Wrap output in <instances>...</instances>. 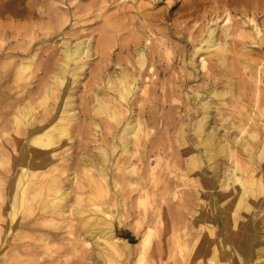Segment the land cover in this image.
<instances>
[{
	"label": "bare ground",
	"instance_id": "obj_1",
	"mask_svg": "<svg viewBox=\"0 0 264 264\" xmlns=\"http://www.w3.org/2000/svg\"><path fill=\"white\" fill-rule=\"evenodd\" d=\"M187 5L185 6L187 7ZM229 5L234 7V11L241 14H251V17L248 18L251 23L250 30L247 29L244 20H234L231 17ZM241 6L245 8L240 10ZM179 12L177 13L179 14ZM262 12H264V1L228 0L221 13H218V15L223 14L219 22L215 21L210 26L202 27L198 34L191 36L190 43L195 46L193 55L200 57L199 68L202 70L203 80L199 84L192 83L198 78V69L192 59H186L184 49H178L179 59L177 61L180 64V72L169 77L170 73L172 74L175 70L173 65L176 56L171 60L168 57V52L162 55L161 50L163 48L167 50L169 47L168 41L157 38L156 42L149 43V38L137 34L139 32L130 34L129 40L120 45V51L125 50L131 55L127 56L126 67L116 62L114 64L117 66L116 69L114 67L115 71L105 74L104 78L106 79L103 81L105 87L99 89L103 96L95 106L90 108L88 113L89 121L95 127H97V123L93 120V115L99 114L103 118L107 114L105 124L111 127L112 124L125 118V114L128 112L127 107H129L128 99L134 93V88L137 89L133 103L137 102L139 105V108H135H138L140 114L135 121H127L121 130L119 138L122 154L131 156L133 152L139 150L142 151L143 158L147 161L151 155H155L154 157L159 162L163 156H167L165 153L167 150H160V146L164 147L161 145L163 139L154 138L153 135L162 134L165 136V145L173 148L174 151L169 152V156L171 155L174 160L178 159L179 166L173 179L171 175L173 172L167 170L169 168L167 163L165 168L163 167L165 172L154 173L155 176L150 173L153 180L151 187L154 185L153 188H155L154 191L158 197L166 201L169 198L176 201V206L173 207H177V210L178 208H187L186 206L189 204L194 205V202L197 201L195 211L190 215L191 223H195L192 225L196 229L192 235L193 239L190 238L191 245L185 240H178L176 232H174L176 228L173 226L171 229L172 234H170L173 236L174 243L171 245L170 251L167 252L168 258L174 259L176 247L181 264H245L250 254H252V259L248 264H264V245L261 244L264 242V235L260 234L261 228L264 227V221L258 216V213H264V63H262L264 58H260L264 55L261 51L264 47L260 49V45L264 44V31L261 29V26L264 27V21L262 24L258 23V14ZM220 22H223L222 26H220ZM111 38V34L105 32L99 39H94L96 40L94 45L91 38L75 39L74 43L63 41L59 59L56 60V70L51 77L52 81L49 86L44 87L45 96L53 99V105L46 107L40 116H33L31 108L24 105L17 107L14 111L12 122L15 131L20 136L14 141L16 146L14 150L18 155L22 172L21 177L14 180L9 187L8 197L3 199V193L0 192V258L9 261H5V264L6 262L7 264H25L28 261L34 264H44L38 263L40 258L38 255H41L39 254L41 252L48 257L46 264H60L56 257H51L49 253L53 247V245L50 247L49 244L52 242L56 244V239L59 236L57 231L61 224L56 221L58 217L68 218V225L66 224L68 240L73 235V218L78 221L79 235H81L78 238L74 236L75 241L77 239L78 244H81V249L79 246L75 247L76 243L72 242V245L70 242L73 252H77L76 254L79 256L78 260H75L74 263L65 262L67 264H87L85 260L88 257L85 255V251L90 243L97 249V237L99 236L106 235L105 237L110 240L112 248L118 247L120 242H124V249L129 246L128 242L114 234L111 216L101 220L100 223L88 220L89 215L84 216L83 214L90 213L91 209L83 205L84 201L81 197L83 195L80 196L79 193L76 194L77 192L71 194L64 188L63 182L56 175L45 180L39 178L43 175L46 176L50 169L55 168L57 160L72 159L69 153L61 157L56 153L58 149H66L71 141L67 131L72 125L78 124V115L74 107L75 85L84 73L87 61L93 52L99 54V58H101L99 64L101 62L102 66L103 63L105 64L104 70H107L112 64H110L113 59ZM247 39H251L258 45L253 48L257 51V53L255 52L257 57L242 62L245 68V78L238 82V95H235L231 89L232 83H229L231 79L222 78L224 75L220 70L223 67L226 72L236 74L241 63L238 61L235 48L237 44L247 47ZM144 40H148L145 48L143 47ZM35 57L36 53L21 58L18 65L13 68L12 74L15 80L18 81L24 77ZM214 57L215 63L212 64L211 61ZM217 67L218 70H216ZM167 74L168 78L162 81L160 77ZM27 76L29 77V75ZM173 83L177 85V88L180 87L181 91L187 86L191 90V97L184 92L183 101L174 103V100H169L165 94L169 92L168 87ZM245 95H248L251 107L248 114L243 110L244 104L243 101L241 102V98ZM176 96L179 97L177 94ZM152 100H155L154 105L146 109L150 105L147 103L148 105L144 107V104ZM113 101H116L117 104L114 109L109 110ZM234 101L242 104L238 115L245 116V121L242 117L230 115L236 107ZM171 103L172 107L169 110L176 109L175 119L171 117L174 119L172 123L171 119L169 120L162 112L158 110L154 112L156 108L164 109L166 104ZM144 113L147 114V118L151 122H146ZM169 113L167 112V114ZM152 118L154 121L151 120ZM102 120L104 121V119ZM232 130H236L237 133L231 135ZM241 132L243 135L238 137V133ZM116 148L113 141L112 151H116ZM89 155L86 153L83 155L82 163L92 166L94 165L93 160ZM96 156L100 160V165L96 167L103 171L104 165L108 161L106 150L100 146L97 147ZM172 163L174 164L173 161ZM220 163L223 164L224 172L221 180L217 175V167ZM0 165H3L1 160ZM145 165L148 166L146 162ZM83 171L84 175H88L90 169L84 168ZM49 172L48 177L51 175ZM134 172L132 171V174ZM147 172L149 173V171H146V176L149 175ZM143 174L145 175V173ZM76 179L77 176L74 172L72 176L66 178L70 183H74ZM82 181L80 182L82 183ZM181 186H190L191 189L182 192ZM80 187L79 184L78 189ZM216 187L219 190L214 196L212 190ZM69 198H73L74 201L66 208L65 201ZM36 204L37 207H35ZM6 206L9 207V221L2 213ZM34 208L37 210L35 215H33ZM220 208L223 212L221 217L218 215ZM174 211L175 209L172 212ZM158 213L160 214V212ZM220 225L225 232L218 236L217 231ZM188 246V249L184 248ZM5 247L10 249L4 251ZM78 253L80 254L78 255ZM31 258L33 261L30 260ZM93 258L100 264H115L103 252H95ZM88 263L90 262L88 261ZM173 264H177V261Z\"/></svg>",
	"mask_w": 264,
	"mask_h": 264
},
{
	"label": "rangeland",
	"instance_id": "obj_2",
	"mask_svg": "<svg viewBox=\"0 0 264 264\" xmlns=\"http://www.w3.org/2000/svg\"><path fill=\"white\" fill-rule=\"evenodd\" d=\"M227 1L228 0H0V160L3 161V165H0V192L3 193V199L8 197L9 187L14 180H18V178L21 177L22 172V166L18 161V155L14 150L16 147L14 141L20 137L17 134V131H15L16 129L12 122L15 109L24 105L25 107L31 108L33 116H40L46 107L48 108V106L51 104L53 105L54 103L52 98L50 99L45 96L44 87L49 86L52 81L51 77L56 70V60L59 59L62 42L67 41L74 43L76 40L91 38V42L94 45L96 43L95 41L106 32L107 34H111V40L113 41V59L110 62V64H112L107 70H104L105 64L103 63V66L102 62L99 64V60L101 61L99 54L91 52L93 55L87 61L88 64L85 67L84 73L80 76L74 89V107L78 115V124L72 125V127H74H70L67 131V135L71 138V141L67 146L68 148L66 147L64 150L58 149L59 152L57 151L56 153L60 157L69 153L72 156V159L57 160L55 168L52 170L50 169V172L48 171L51 175L48 177L47 172L46 176L43 175L39 178L45 180L51 176H58L67 191L71 194L77 192L76 194L79 193L78 195H83L81 196L84 201L83 205L88 206L91 209L90 213L86 212L83 214L84 216L89 215L88 220L93 221L94 223H100L101 220L111 216L114 234L117 237L124 239L125 242H128L129 244L126 249L123 248L124 242H120L118 247L112 248L110 246V240L105 237L106 235L99 236L97 237V249L92 243L87 247L85 255H87L88 258H86L87 260H85V263L100 264L99 261L95 260L93 257L95 252H103L107 257L113 260L115 264H144V262L145 264H173L175 261H177L178 264V260L179 264H181V258L177 254L178 250L176 247V255L174 259L170 257L168 258L167 252L170 251L172 248L171 245L174 243L171 229L173 226L176 228L174 232H176L175 235L178 240H185L187 243H191L192 240L190 238H192L196 229H194L195 227L192 225L195 223H191L190 215L194 213L197 206L195 203H197V201L194 202V205L189 204L186 206L187 208H178L177 210V207H173L176 206V201L174 202L173 200H170L171 198L166 201L161 197H158L155 194V188H153L154 185L151 187L153 180L151 179L152 175H150V173H152L153 176H155L157 172L163 173L162 171H164L167 163V166H169L167 170L173 172L171 174L173 179L174 173L179 166V163L177 162L178 159L174 160L171 155L169 156V152L171 153L174 151L173 148L165 145V136L162 134H158L157 136L155 134L153 135L154 138L158 137L157 139H163L161 145H164V147L160 146L162 149L160 147L158 148H160V150H167L165 151L167 156H163V154V158L162 160H159V162L156 160V157H154L155 155H151L149 161H147L143 158L142 151L139 150V152L135 150L136 152H133L131 155L132 157L122 154V146L119 138L121 130L127 121H135L140 114L138 110L139 105L137 102L133 103L137 89L134 88V93L128 99L129 107H127L128 112L125 114V118L116 124H112L111 127L105 124V117H107V114H105L104 117L102 116L103 118H101V115L99 114L93 115V120L97 123V127H95L90 123L88 113L90 108H92L93 105L95 106L96 102L101 100L103 96L99 89L105 87V83L103 82L104 79H106L104 78L105 74L115 71L117 66L114 64L116 62H119L123 67H126L127 56L131 55L125 50H121V52L120 45L125 44L132 33L139 32L137 34L142 35L143 37H148L149 43L151 41L152 43L156 42V40H158L157 38H159V40L164 39L166 42L168 41L169 47L167 50L164 48L161 50L162 55L168 52V57L171 60L176 56L173 65L175 70H173L172 74L170 73L169 77H173L174 74H177L176 72H180V64L177 61L179 59L178 49H184V51H186V59H192L195 63V67L198 69V78L192 83L199 84L203 80V75L201 74L202 70L199 68L200 57L193 55L195 46L191 45L190 38L191 36L198 34L202 27L210 26L215 21L219 22L223 17V14L218 15V13H221L222 8ZM187 4H191V7ZM185 5H187V7ZM229 8L231 17L234 20H244L247 29L250 30L251 23L248 21V18L251 17V14L249 13L248 15L247 13V15H245L238 11H234V7L231 5H229ZM244 8V6L239 7L240 10ZM177 12H179V14ZM258 21L259 24H262V21H264V12L258 14ZM219 24L222 26L223 22H220ZM261 29L264 31V27L261 26ZM146 41L148 40L143 41L144 48L146 47V44H148ZM246 43L247 47L237 44L235 48L238 61L241 63V65L238 66L240 68L236 70V74L226 72L223 67L220 70L224 75L222 78L231 79L229 80V83H232L231 89L235 95H238V82L245 78V68L243 67L242 62L257 57V51L253 48L258 47V45L253 43L251 39H247ZM262 47H264V44L260 45V49ZM147 50H149V48H147ZM261 51L262 54H264V48H262ZM34 53H36L34 59L35 62L32 61L22 79H19L18 81L15 80L12 74L13 68L18 65L21 58L31 56ZM260 58H264V55L260 56ZM162 59L164 61L165 58L163 57ZM211 63H215V57L212 59ZM262 63H264V61H262ZM96 66L97 68H95ZM96 69L100 70L98 71ZM218 69L219 68L217 67L216 70ZM170 72H172V70H170ZM95 73L97 74L95 75ZM27 75H29V77ZM160 78L164 81L168 78V74L161 76ZM176 86L177 85L173 83L168 87L169 92L167 91L168 93H166L165 96H168L167 98H169V100H174V103H176L175 101H183V97L185 96L184 92L191 97V90L187 86L183 91H181L180 87L177 88ZM176 94L179 97H177ZM241 99V102L243 101L242 103L244 104L243 110L248 114L249 109L251 108L248 101V95L243 96ZM147 103H149L150 106L146 107V105H148ZM154 103L155 100L147 101L144 104V107L149 109ZM116 104V101H113L110 104L109 110L114 109ZM234 104L236 107L230 115L233 117H242L243 121H245V116L238 115V110L242 104L238 101H234ZM171 107L172 103L166 104V109L154 107L156 108L154 112H156V110L162 112V114H165L169 120L171 119L172 123L175 119L176 109L169 110ZM167 112L170 113L167 114ZM144 114L146 115V117L144 115L146 122L150 121V119L147 118V114ZM102 119H104V121ZM151 120L154 121L153 118ZM72 129H74V131H72ZM78 131H81L82 134ZM72 132L73 134H71ZM236 133V130H232L231 135H235ZM242 135L243 133L241 132L238 133L237 136L240 137ZM112 138L115 146H117L116 151H112L111 149L113 144ZM99 146L104 148L108 155V161L104 165L105 167L103 171H100L96 167L100 165V160L96 156V149ZM85 153L86 155L90 154L89 156L93 160L94 165H84L82 163L83 155ZM145 162L148 166L145 165ZM143 167H147L148 169H144ZM84 168L90 169L88 175H84ZM60 169L61 171H59ZM131 170L133 172L135 170V172L132 174ZM146 171H149V173L147 172V175L149 174L148 176H146ZM73 172L77 176V179L74 183H70L66 178L67 176H72ZM142 172L145 173V175ZM53 173L54 175H52ZM217 175L220 180L224 176L222 163L217 167ZM80 181H82V183ZM79 184L81 187L78 189ZM180 188L182 189V192H187L191 189L190 186H181ZM218 190V187L212 190L214 196ZM73 201V198L67 199L65 201L66 208L68 205H71ZM8 206L4 207V209L2 207V213L3 215H6L7 221H9ZM35 207H37V204ZM34 209L35 212L33 215L37 213L36 208ZM174 209L175 211L172 212ZM158 212H160V214ZM222 213V208H220L218 210L219 217H221ZM258 216L264 221V213L260 212L258 213ZM56 221L61 224V227L57 231L59 236L56 239V244H54V242L49 244L50 247H52V245L54 247L50 249L49 253L51 254V257H56L60 264L74 263L75 260H78L77 257L79 256H77V252H73L72 245L76 243L75 247L81 246V244H78L79 242H77V239L75 241V238L81 237V235H79L78 221L73 218V235H71L69 240L66 238L68 230L66 224L68 225V218L58 217L56 218ZM188 224L191 225L189 226ZM224 232L225 230L220 225L217 235L220 236ZM129 234H132L135 238L133 242L127 240ZM260 234L264 235V227L261 228ZM186 235L189 236L187 237ZM70 242L71 244L73 242V244L71 245ZM261 244L264 245V242ZM184 248L188 249L189 246ZM9 249V247H5L3 250L6 251ZM52 249L57 250L53 251ZM79 249H81V247ZM157 252L159 255H157ZM39 254L41 255H38V258L40 257L38 263H48V257L46 254L44 255L42 252ZM79 254L80 253H78V255ZM250 259H252V254L248 256L245 264H248ZM30 260L33 261L32 258ZM5 261L9 262L8 260H1L0 258V264H5ZM88 261L90 263H88ZM29 263L31 262L28 261L25 264Z\"/></svg>",
	"mask_w": 264,
	"mask_h": 264
},
{
	"label": "water",
	"instance_id": "obj_3",
	"mask_svg": "<svg viewBox=\"0 0 264 264\" xmlns=\"http://www.w3.org/2000/svg\"><path fill=\"white\" fill-rule=\"evenodd\" d=\"M134 239H135V238L133 237L132 234H129V235L127 236V240L130 241V242H133Z\"/></svg>",
	"mask_w": 264,
	"mask_h": 264
}]
</instances>
